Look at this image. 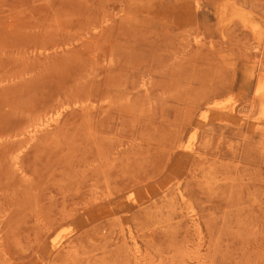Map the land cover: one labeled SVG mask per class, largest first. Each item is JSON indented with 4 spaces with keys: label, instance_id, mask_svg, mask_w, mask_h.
<instances>
[{
    "label": "rangeland",
    "instance_id": "rangeland-1",
    "mask_svg": "<svg viewBox=\"0 0 264 264\" xmlns=\"http://www.w3.org/2000/svg\"><path fill=\"white\" fill-rule=\"evenodd\" d=\"M0 264H264V0H0Z\"/></svg>",
    "mask_w": 264,
    "mask_h": 264
},
{
    "label": "bare ground",
    "instance_id": "bare-ground-1",
    "mask_svg": "<svg viewBox=\"0 0 264 264\" xmlns=\"http://www.w3.org/2000/svg\"><path fill=\"white\" fill-rule=\"evenodd\" d=\"M258 88H260V87H258Z\"/></svg>",
    "mask_w": 264,
    "mask_h": 264
}]
</instances>
